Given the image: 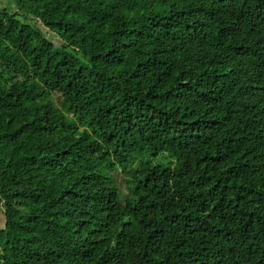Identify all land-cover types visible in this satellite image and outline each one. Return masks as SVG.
Wrapping results in <instances>:
<instances>
[{"label": "trees", "instance_id": "16d2710c", "mask_svg": "<svg viewBox=\"0 0 264 264\" xmlns=\"http://www.w3.org/2000/svg\"><path fill=\"white\" fill-rule=\"evenodd\" d=\"M13 6L0 264H264V0Z\"/></svg>", "mask_w": 264, "mask_h": 264}, {"label": "rangeland", "instance_id": "374dc122", "mask_svg": "<svg viewBox=\"0 0 264 264\" xmlns=\"http://www.w3.org/2000/svg\"><path fill=\"white\" fill-rule=\"evenodd\" d=\"M15 3V0H0V9H8L13 10V5ZM42 32L45 34L46 38L51 41L53 44H60L58 38L45 30L44 28H41ZM54 101L58 104L60 101L57 96H53ZM3 211L0 208V230L4 227L5 219L2 215Z\"/></svg>", "mask_w": 264, "mask_h": 264}]
</instances>
